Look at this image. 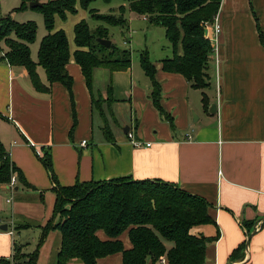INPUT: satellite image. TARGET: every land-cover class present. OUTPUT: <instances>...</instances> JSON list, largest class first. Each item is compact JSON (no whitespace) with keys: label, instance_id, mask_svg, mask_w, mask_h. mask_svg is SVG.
Segmentation results:
<instances>
[{"label":"crops","instance_id":"0c3cea01","mask_svg":"<svg viewBox=\"0 0 264 264\" xmlns=\"http://www.w3.org/2000/svg\"><path fill=\"white\" fill-rule=\"evenodd\" d=\"M123 6L124 29L131 36L123 33L122 48L128 50L133 40L142 49L135 56L129 50L128 69L96 68L91 88L73 56L79 22L70 24L71 36L64 25L55 24L71 47V92L60 83L37 91L26 68L11 66L3 58L6 53L0 54V140L30 185L20 184L17 175L10 184H0V264H29L36 251V264H58L61 233L52 230L41 243L43 228L53 218V189L123 178L171 184L210 205L215 223L191 229L194 236L216 238L207 245L205 264H264V0H222L217 14L222 33L217 52L210 42L203 89L164 69L163 61L175 56L166 30ZM139 35L145 39L142 47L135 42ZM40 44L36 53L31 49L35 62ZM176 51L183 53L181 47ZM142 52L155 68L161 106L172 123L152 101L153 82L142 67ZM37 72L49 87L45 70L38 67ZM129 132L142 148L134 147ZM47 155L51 171L42 162ZM97 235L108 240L104 231ZM120 240L124 250L132 248L129 232ZM163 259L156 264H169ZM67 264L84 263L73 259ZM97 264H123V254Z\"/></svg>","mask_w":264,"mask_h":264},{"label":"trees","instance_id":"16d2710c","mask_svg":"<svg viewBox=\"0 0 264 264\" xmlns=\"http://www.w3.org/2000/svg\"><path fill=\"white\" fill-rule=\"evenodd\" d=\"M27 1L23 0L20 10L28 9ZM95 1L46 0L41 8L35 9L42 12L47 30L39 47L38 62L32 59L30 48L37 39V25L31 21L17 23L11 16L1 18L0 41H5L8 47L3 58L11 66L25 67L37 91L46 92L53 84L60 83L71 92L73 79L67 71L72 58L71 47L66 32L56 30V17L66 20L68 14L77 12L78 3L83 9H89ZM104 1L110 3L112 0ZM122 1L131 11L146 16L150 25L166 30L175 51L172 59L163 61L166 71L184 75L198 89L208 86L212 47L205 36V27L214 21L222 0ZM125 10L122 5L117 16L91 9V17L102 24L92 30L87 21L82 20L75 26L77 50L73 56L89 88L93 86L96 68L121 71L131 66L129 50L115 44L108 49L97 41L110 40V27H127ZM179 47L182 55L176 51ZM140 56L143 69L152 78V101L172 123V118L161 106V88L154 80L155 68L148 53L142 52ZM38 67L45 70L49 87L41 82ZM42 162L51 171L48 155ZM13 175H17L20 184L30 187L0 140V184H10ZM53 190L56 195L53 218L43 228L41 243L50 231L61 233L58 264H67L73 259L84 264H97L99 259L116 253L123 254V264H148L149 260L156 264L163 258L169 264H205L207 245L216 239L191 234L193 227L215 223L209 212L210 205L171 184L123 178L108 182H78L70 187L58 185ZM54 217H59V221L52 225ZM99 231H104L108 240H100ZM125 232H129L132 245L129 250H124L120 240ZM167 243L172 244L170 249ZM37 258L38 251L32 254L29 264H36Z\"/></svg>","mask_w":264,"mask_h":264},{"label":"rangeland","instance_id":"374dc122","mask_svg":"<svg viewBox=\"0 0 264 264\" xmlns=\"http://www.w3.org/2000/svg\"><path fill=\"white\" fill-rule=\"evenodd\" d=\"M40 1H42L40 2L42 4L45 2V0H40ZM22 2L23 0H4L3 5H2L3 12H2L1 18H4L6 16H11L17 23H27L29 21L34 22L37 25V39H36V42L31 46V49L34 53H36L35 50L40 44V41L47 34L44 17L41 11L30 9L29 7L30 1H27V4H26L28 6L27 11L20 10ZM123 3L124 2L122 0H112L110 3H106L104 0H96L94 3L91 4L89 9H83L78 3L77 12L75 14H70L67 22L64 23V21L66 20H62L59 16L56 17V21H57L56 27H59L60 25H64L63 29H65L67 34L71 36V34H73L72 32L73 28L70 27V24L74 25V23H78L82 20H86L89 26L91 27V29L94 30L98 26H100L102 23L91 17V13H90L91 9H94L100 14H104V15L114 14V15L119 16V8L123 5ZM125 17H127V14H125ZM123 33H125V35L127 33L128 36L129 35L131 36V32L130 33L126 32L124 28H120V27L111 28V37L114 39L115 41L114 43L117 45L118 48L123 47L122 39L125 37ZM131 41H132V44L129 45L127 49L130 50L132 52V55L135 56L139 54L142 48H137L134 45L133 40ZM135 42L138 43L140 47H142V45H144L145 43L144 36L143 35L137 36L135 39ZM7 49L8 47L5 41H0V54L3 52L7 53L6 52L8 51ZM122 49H126V48H122ZM35 57H36V54H35ZM152 59H154L153 56H152ZM52 205L53 203L51 202V207ZM56 219H58L59 221V217H54L52 225H55L56 223H58V221L56 222Z\"/></svg>","mask_w":264,"mask_h":264},{"label":"built area","instance_id":"2783aa9c","mask_svg":"<svg viewBox=\"0 0 264 264\" xmlns=\"http://www.w3.org/2000/svg\"><path fill=\"white\" fill-rule=\"evenodd\" d=\"M31 1H36V0H31ZM219 20H220L219 16H216L214 21L212 23L207 24L205 27V29L207 30V34L205 36L210 42H212L216 46V52L219 46V38L222 33V28H221ZM127 137L131 140V143L134 145V147L136 148L143 147L142 142L134 140V133L129 132L127 134ZM82 144L85 146L86 142H83ZM146 146L150 147L151 144H147ZM13 183H15V178H13ZM162 262H165L164 259H162Z\"/></svg>","mask_w":264,"mask_h":264},{"label":"water","instance_id":"95a60500","mask_svg":"<svg viewBox=\"0 0 264 264\" xmlns=\"http://www.w3.org/2000/svg\"><path fill=\"white\" fill-rule=\"evenodd\" d=\"M43 6L42 3H40L38 0L30 3V8L31 9H36V8H41ZM207 34V30L205 29V35ZM101 45L105 46L106 48L110 49L112 46L111 40H106V39H98L97 40ZM215 107V106H213ZM2 231H7V226H2L1 227Z\"/></svg>","mask_w":264,"mask_h":264}]
</instances>
